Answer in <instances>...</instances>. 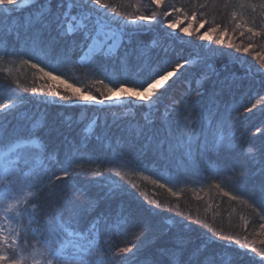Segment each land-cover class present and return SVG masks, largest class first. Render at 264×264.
<instances>
[{"label": "snow or ice", "instance_id": "1", "mask_svg": "<svg viewBox=\"0 0 264 264\" xmlns=\"http://www.w3.org/2000/svg\"><path fill=\"white\" fill-rule=\"evenodd\" d=\"M16 2L17 0H0V6H12ZM151 2L159 8L164 0H151ZM34 7L35 11L29 12L27 18L15 23L9 18L6 26H0V44L4 45L0 48V53L7 56L23 51L29 57L24 63L37 61L32 63L33 68L39 67L46 61L65 65L85 62V67L94 71H103L106 75L120 76L123 80H131L136 85L135 87H125L124 83L118 87L105 85L107 94L103 99H97L90 93L74 88L59 75H54L53 71H45L40 67V71L51 81L66 84L67 91L63 94L54 85L48 86V93L53 98L54 104L63 106V103H71L74 106L77 104L86 106L94 102L103 105L113 96L125 95L134 98L133 102H141L142 105L153 104V107L157 108L153 100L159 101L161 96L181 79H190L193 84L199 80L200 84L195 88L190 86L186 90L187 93L194 91L195 96L182 94L176 97L170 106L165 107L159 128L154 127V122L147 120V116L145 127L132 130L127 127L120 128L116 119L109 124L107 118L102 119L97 116L92 121V133L88 135H85L87 128L77 127L79 121H73L66 116L57 117L52 121H48L45 116L43 122L30 117L21 111L22 102L26 98L17 96L21 105L15 102L0 104V117L6 118L12 115L17 120L16 126L11 131L5 129L6 140L13 144L9 152L15 154L16 158H7V153L0 154V176L17 174V169L23 172L34 162V157L28 149L36 147L37 143L43 146L44 151L39 156V169L36 171L37 187L43 185L45 178L49 180V194H59L60 199L55 203L58 206L62 201L63 210L70 212V225L83 222L90 235L95 234L96 237L112 236L114 231L123 235L130 227L138 228L144 233L140 243L120 248L121 253L127 254L122 257L123 264H239L237 257L230 250L218 248L216 241L255 252L254 248L246 249L239 238L233 240L231 237L217 236L215 233L197 235L194 232L196 228L187 219L166 217L153 208H144L141 212L128 201L129 193L122 185L113 186L106 182L111 179L110 177H101L99 180L85 179L78 184L74 183L72 185L74 194L70 200L65 199L63 188L56 183L67 181L74 173L82 174L77 173V168L80 167L78 162L89 159L88 153L96 146L111 147L113 143L120 145L143 140V147L155 151L161 157L174 154L178 150L191 157L193 140H195L197 163L201 166L215 163L217 175L224 174L226 169L228 176L240 178L249 174V165H258L254 174L259 175L260 184L254 191H258L264 199V144L253 145L255 151L250 149L236 151L238 146H234V135H221L217 140L213 133V122L219 125L218 130L226 133L230 128L228 115L232 111H239L238 107L230 105L225 109V115L220 116L217 104L220 95L230 91L238 81L252 75L253 70L237 57L233 63H238L242 72L240 74L228 72L221 78L220 71L213 63L216 58L215 53L221 52V48H209L204 54L195 53L194 55L199 59L198 65L191 64L187 58H177L175 61L168 59L169 49L166 44L157 45L165 56L163 58L154 56V49L138 37L150 31L154 23L161 28L173 29L175 23H166V20L172 12L179 13L182 9L171 5L169 6L171 11L165 8L163 11L140 15L132 20L120 19L114 14V10L109 9L104 0H35ZM207 7V3L199 5L200 9ZM133 25L135 27H131ZM218 30V26L211 27L200 36V39L211 40V33ZM183 31L187 33L189 29L185 28ZM248 32L253 33V29L249 28ZM223 34L227 35V31L224 30ZM161 38L167 39V36L162 33ZM215 43L222 46L224 39L218 37ZM227 47L234 48L235 52L241 51L232 43ZM251 47V44L244 47L243 52L247 53ZM196 67L200 68V71L195 76L186 75ZM109 69L112 70L111 73ZM226 69L227 65L224 66V70ZM262 69L264 65L255 71L260 72ZM173 77L175 79L172 84H168L164 92H157L158 87L163 86ZM209 82H211V90L206 96L205 85ZM31 92L35 96L37 93H42L43 89L33 87ZM47 102L45 98V103ZM258 103L264 104V97ZM258 103L245 107V112L252 113L253 110L264 112V108L258 107ZM189 113L200 117L199 129L194 123L191 126L186 123L185 117ZM113 125L117 126L118 131H113ZM0 127L3 125L0 124ZM189 127L191 130L187 133L181 131ZM256 131L264 137V127L257 128ZM174 133H179L180 138L176 139ZM52 136L57 139L62 137L59 140L60 146L48 145L45 137ZM2 143L4 141H0V144ZM233 152H235L234 159L230 163L221 164L220 157L225 153ZM118 159L123 163H131L124 160L123 156ZM113 162L109 161V163ZM93 191L95 194H92ZM224 195L227 196L229 193L225 192ZM78 196L85 197L83 203L77 199ZM101 204L104 205L103 209ZM38 223V219L32 221V224ZM30 229L31 225L26 227V236ZM5 243H7L6 239ZM65 243L73 249L77 247L71 241ZM44 245L41 256H47L46 264H70L64 244L56 240H45ZM71 255L73 259L79 257L78 264H89L87 256L82 252L74 251ZM260 258L264 259V256ZM0 264H23V261L0 251ZM34 264H44V261L37 260Z\"/></svg>", "mask_w": 264, "mask_h": 264}, {"label": "trees", "instance_id": "2", "mask_svg": "<svg viewBox=\"0 0 264 264\" xmlns=\"http://www.w3.org/2000/svg\"><path fill=\"white\" fill-rule=\"evenodd\" d=\"M110 10H114V14L119 16L121 13L135 12L136 14L145 15L154 11L161 10V6H153L151 0H105ZM171 6L182 9L181 12L204 15L208 10L214 12L241 11L248 18L249 23L252 19L257 22L258 27L255 28V39L251 44L247 53L241 51L234 52L231 49H222L221 52L215 53L214 66L220 71L221 78L228 72H236L240 74L242 69L238 63H233L237 57L240 61L253 70V74L238 81L230 90L220 95L217 101L220 109V116L225 115V109L228 106H236L239 111H232L228 115L229 130L225 133L218 130L219 125L213 122V133L217 140L221 135H234V146H238L236 151L252 150L255 151L253 145L259 146L264 144V137L257 133L256 129L264 127V112L253 110L252 113L245 112V107H251L253 103H258L264 97V69L256 72L261 68L264 62L260 63L257 53L264 54V0H170ZM207 3L206 9H200L199 5ZM35 2L32 5L25 6L18 11L12 13H0V26H6L9 18L13 23L27 18L29 12L35 11ZM232 6V8H230ZM169 10L171 8L168 6ZM243 10V11H242ZM162 11V10H161ZM204 12V13H203ZM172 12V18H174ZM119 14V15H118ZM125 17V16H124ZM128 20L136 19V17H125ZM168 17L166 23L171 22ZM165 34L167 39H162L161 34ZM171 34V35H168ZM140 40L148 44L154 49L153 55L163 58L165 53L160 51L157 45L166 44L169 51L167 58L175 61L177 58H187L193 65L199 64V59L195 53L204 54L209 48H219L215 46H205L204 41H200L194 34L181 33L180 30L172 33L168 29H163L158 24H153L151 30L144 32L138 37ZM208 40V39H207ZM205 40V41H207ZM241 40V39H239ZM203 42V43H202ZM208 42V41H207ZM206 44V43H205ZM4 45L0 44V48ZM234 54V55H233ZM262 54V55H263ZM29 59L23 51H18L14 55H3L0 53V98L11 97V102L21 105V101L17 96H23L26 99L22 102L21 111L27 113L30 117L43 122L45 116L48 121H52L57 117L66 116L73 121H79L78 128H87L85 135L92 133V121L95 117L100 116L102 119L107 118L109 124L113 119L118 121L119 127H127L129 130L145 127L147 120L154 122V127L159 128L161 114L164 113L165 107L170 106L172 101L182 95L195 96V92L187 93L186 90L191 86L198 87L200 81L195 84L190 79H181L173 85L168 92L161 96L159 101L153 100L157 108L153 104L143 106L135 104L125 99V104L98 105L87 104L74 106L71 103H63V106L52 103V97L48 93V86L53 85L48 77L44 76L40 71L43 67L45 71H53L54 75H59L62 80L71 83L74 88H79L84 93H90L97 99H103L107 94L108 87H118L121 83L125 87H135L131 80H123L117 75H106L103 71H94L85 67V62L76 64H57L52 61L41 63L39 67L33 68L32 60L30 63H24ZM227 69L224 70V66ZM109 69V73H111ZM200 68H193L187 73V76H195ZM175 77L167 83V85L158 92H164L168 84H172ZM55 86V85H54ZM36 87L43 89L42 93L32 94L31 89ZM56 88L63 94L67 91L66 84L57 83ZM206 96L211 90V82L205 85ZM47 98V103H45ZM258 107L264 108V104L258 103ZM211 119V117H208ZM186 123L190 126L194 123L195 127H200V117L189 113L185 117ZM207 124V121L205 122ZM0 152L10 147L11 143L6 140L5 129L11 131L16 126L17 120L12 115L6 118L0 117ZM189 129H181V131H190ZM113 131H118L116 125H113ZM75 133H73L74 135ZM179 139V133L173 134ZM50 147L60 146L59 140L55 136L45 137ZM144 141L137 140L134 143L116 145L113 143L111 147L96 146L90 153L89 159L79 161L80 167L77 173H74L67 181H57L56 183L63 188L65 199L70 200L74 194V183H80L85 179H97L101 177H110L106 182L109 185L120 186L129 193L128 201L138 210L143 211L144 208H153L158 212H162L166 217H175L179 219H187L194 225V232L215 233L217 236L231 237L233 240L239 238L240 242L245 244L246 249H255V252L239 249L235 245H228L223 241H216L215 244L220 249L230 250L239 260V264H264V199L261 198L258 191L260 184L259 175L254 174L258 165H249V174L244 177L228 176L225 169L224 174L217 175L215 173V163L201 166L197 163V150L195 140H193V148L191 157H187L184 152L176 151L166 157H161L153 150L143 147ZM33 147L32 150L39 154L44 151L43 146ZM123 156L124 160L130 161V164L121 162L118 157ZM235 156L233 153H225L220 157L221 164L230 163ZM109 161H114L109 163ZM98 173L99 175H94ZM33 185L34 194L31 204L36 205L38 218L41 222L46 215L51 213L57 215L62 227L68 229L77 235L83 236L88 242L95 241L97 248H101L104 257L107 258L105 264H123L122 257L127 255L120 252V248L131 247L140 243L144 233L135 227L128 228L123 235L118 231H114L112 236L101 235L96 237L95 234L89 233L85 223L69 224L70 212L63 210V202L59 205L55 202L59 201V194L50 195L49 180L44 179L43 185L37 187L38 179ZM135 185V187H133ZM160 185H164L161 187ZM219 185V186H218ZM228 192L229 195H224ZM92 194H95L93 191ZM233 197H236L233 199ZM77 199L83 203L85 197L78 196ZM50 205H52L50 207ZM104 205L101 204V209ZM55 217V218H56ZM65 234V233H64ZM105 237H107L105 239ZM247 237V240H245ZM147 243V242H146ZM257 253L259 255H257Z\"/></svg>", "mask_w": 264, "mask_h": 264}, {"label": "rangeland", "instance_id": "3", "mask_svg": "<svg viewBox=\"0 0 264 264\" xmlns=\"http://www.w3.org/2000/svg\"><path fill=\"white\" fill-rule=\"evenodd\" d=\"M230 1V0H229ZM233 3L237 0H231ZM35 0H17L15 5L9 6H0V13H12L14 10L18 11L21 8H25V6L32 5ZM104 2H106L104 0ZM170 0H164L161 5V10L163 11L165 8L170 6ZM153 6H156L152 3ZM232 8V6L230 7ZM160 9L158 12L161 11ZM214 10V9H212ZM212 10L206 11L204 15L197 16L195 14L190 13H174V18H171V22L175 23V27L173 29H168V31L175 33L180 30V32L185 33L183 29L188 28L189 31L187 34H194L196 37L200 39V36L203 35L209 28L217 27L218 31L215 33H211V40H201L205 46H215L221 49H230L227 47L229 43L235 44L236 47H239L241 51H243L244 47H248L249 44L247 42H252L255 39L256 33L255 28L258 27L257 22L249 23L248 18L245 14H249L246 12L245 14L241 11H228L223 12V10L219 12H214L212 14ZM243 11V10H242ZM126 13H121L118 17L120 19H126L125 17H139L140 14H136L135 12H129L128 16ZM125 16V17H124ZM168 19V18H167ZM203 26H201V23ZM131 27H135L134 25ZM252 28L253 33H249L248 29ZM164 29V28H163ZM224 30L227 31V35H224ZM243 33V35H241ZM186 34V33H185ZM224 39V45H217L215 43L217 38ZM241 39V40H239ZM207 40V41H205ZM264 46V41H263ZM235 52V49H231ZM240 51V52H241ZM264 51V50H262ZM237 52V53H240ZM257 53V58L260 63L264 62V54ZM174 78V77H173ZM173 78H170L163 86L158 87L159 89L165 87L168 82H170ZM58 81L54 82L53 85L57 86ZM125 99L130 101H134V98L128 97L125 95L122 96H113L110 101H106L103 105L96 104L94 102L88 104H95L103 107L104 105H115V104H125ZM12 103L11 100L6 97L0 98V104H8ZM141 104V102H135V104ZM151 105V104H143V106ZM13 146L10 145L9 148L1 150L0 154H8L7 158L15 159V154L10 153L9 149ZM38 146V143L36 145ZM34 157L33 164L29 165L23 172H20L17 169V174L10 175L7 177L0 176V251L6 252L8 255H14L16 259L22 260L23 264H34V261L43 260L44 264L47 262V256H41V251L45 247V240H56L60 244H64L65 252L68 254V259L70 264H78L79 257L76 259L72 258V253L74 251L82 252L85 254L89 260V264H105L107 258L104 257V253H102L101 248H97L95 241L88 242L86 239H83V236L77 235L74 232L69 231L68 229L62 227L63 223L58 220V218L49 213L46 215L45 219L41 222L38 218L37 208L35 203L31 204L33 198L31 197L34 194L33 185L36 183V171L39 169V154L36 151L32 150V148L28 149ZM21 167H24L21 165ZM56 217V218H55ZM34 219H38V224H32ZM31 225V229L28 232L27 236L25 235V229L27 226ZM65 233V234H64ZM107 237H105L106 239ZM5 239L7 243H5ZM15 241V243H13ZM67 241H71L72 244H75L77 247L73 249L69 244L65 243Z\"/></svg>", "mask_w": 264, "mask_h": 264}]
</instances>
